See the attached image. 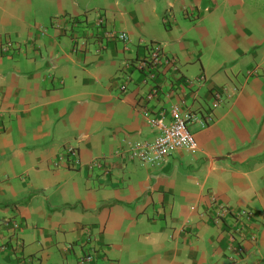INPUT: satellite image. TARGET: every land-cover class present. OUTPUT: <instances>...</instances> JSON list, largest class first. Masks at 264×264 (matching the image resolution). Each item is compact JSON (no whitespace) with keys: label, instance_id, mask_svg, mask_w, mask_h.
Here are the masks:
<instances>
[{"label":"crops","instance_id":"1","mask_svg":"<svg viewBox=\"0 0 264 264\" xmlns=\"http://www.w3.org/2000/svg\"><path fill=\"white\" fill-rule=\"evenodd\" d=\"M107 28L130 41L102 37ZM9 37L0 264H78L93 248L86 264H264V0H0V42ZM156 43L174 66L150 79L140 60ZM171 103L210 117L189 125L196 148L159 166L130 157L128 141L158 134L141 107L156 115ZM212 198L255 211L256 239L237 262Z\"/></svg>","mask_w":264,"mask_h":264},{"label":"built area","instance_id":"2","mask_svg":"<svg viewBox=\"0 0 264 264\" xmlns=\"http://www.w3.org/2000/svg\"><path fill=\"white\" fill-rule=\"evenodd\" d=\"M167 20V16L164 17V21ZM105 21L102 17L96 20V27H104ZM100 36V35H98ZM102 37L108 40H119L124 43L130 41V37L125 31L116 29H105ZM7 38L4 42L0 43V58L11 51L14 47L13 42ZM97 48V52L99 49ZM148 58L145 60H140V66L147 71V77L154 79L156 76V69L161 66H174V59L164 55V50L159 43L152 44L148 49ZM175 69V68H174ZM251 71L248 72L250 74ZM203 77H200L202 79ZM187 83H192V80H185ZM158 87L156 84L150 87L147 92L146 99H152L157 93ZM226 91V88H219L213 93V105L217 106L221 100L222 94ZM170 94L166 93V97ZM142 115L147 119L148 123L158 130L157 136L151 141L137 142L128 141L127 142V152L132 158L140 160L144 164L159 166L164 158L178 149L184 150H194L196 148V141L193 133L189 129V125L195 122L199 123V126L205 127L208 125L210 120L209 116L200 118L195 112L191 110H183V108L177 103H171L166 108H161L158 110L156 115H152L149 110L144 106L141 107ZM167 114L169 118L167 119ZM66 153L73 158L74 165L79 163L76 157V149L67 144ZM118 153H123L122 149H119ZM76 157V158H75ZM75 158V159H74ZM104 157H98L92 160L89 165L90 169L100 168L102 166V160ZM109 167L103 168V172L107 173ZM211 203L215 206L212 212H210V219L213 223H218L220 221L225 223L226 236L228 241L229 251L232 252L230 259L237 262L244 252V244L249 240H255L256 234L253 230H250L249 225L255 219V211L250 208H243L239 210L231 209L222 203H218L215 198L211 199ZM4 224L9 223L5 220ZM13 227H17L18 224L14 221L11 222ZM91 245L92 240L89 234L85 235L84 242ZM7 246L5 244L0 245V249H5ZM94 249V248H93ZM87 250L84 254L80 255L77 259L78 264L90 263L93 260L94 250ZM236 258V259H235Z\"/></svg>","mask_w":264,"mask_h":264},{"label":"clouds","instance_id":"3","mask_svg":"<svg viewBox=\"0 0 264 264\" xmlns=\"http://www.w3.org/2000/svg\"><path fill=\"white\" fill-rule=\"evenodd\" d=\"M144 117V116H143ZM145 118V117H144ZM151 126V125H150ZM152 127V126H151ZM156 129V128H155ZM157 130V129H156ZM158 131V130H157ZM70 145V144H69ZM71 146H73V145H71ZM65 153H66V150H65ZM66 155H68L67 153H66ZM100 157H104V156H99V158ZM72 164L74 165L75 163L74 162H72ZM89 233V232H88Z\"/></svg>","mask_w":264,"mask_h":264},{"label":"trees","instance_id":"4","mask_svg":"<svg viewBox=\"0 0 264 264\" xmlns=\"http://www.w3.org/2000/svg\"><path fill=\"white\" fill-rule=\"evenodd\" d=\"M9 39L11 40V38L9 37ZM11 42H13V44H14V41L12 40ZM1 43V42H0ZM11 52V51H10ZM10 52L8 53V54H10Z\"/></svg>","mask_w":264,"mask_h":264}]
</instances>
